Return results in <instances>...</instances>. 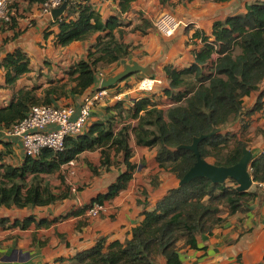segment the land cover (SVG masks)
Masks as SVG:
<instances>
[{
	"label": "trees",
	"instance_id": "obj_1",
	"mask_svg": "<svg viewBox=\"0 0 264 264\" xmlns=\"http://www.w3.org/2000/svg\"><path fill=\"white\" fill-rule=\"evenodd\" d=\"M26 1L42 4L46 0ZM133 1L119 0L120 11L106 19L88 1H70L67 13L54 20L59 25L56 37L59 44L86 40L98 31L105 33L89 46L85 58L66 70V81L51 80L41 95L38 84L22 87L7 105L0 106V131L23 119L32 105L57 104L62 96L83 94L98 81L101 68L126 57L131 44L121 41L116 33L122 34V13L131 9ZM14 19L15 15L11 22L2 24H10ZM146 23L143 18L142 24L135 28L149 26ZM152 26L155 28L154 23ZM191 38L194 42L196 39L203 42L200 48L193 49L194 61L182 68L172 63L164 66L169 86L164 87L163 92L173 104L162 107L151 95H144L126 108L121 100L114 108L120 113L125 110L128 117L138 118L137 124L126 123L117 129L114 115L98 119L89 124L84 133L67 137L62 150L45 147L37 157L26 155L20 164L1 162L0 206L34 207L69 197L70 188L56 193L48 176L61 171L63 165L77 159L81 153L96 149L101 151L102 167L108 168L114 162V154L123 157L126 168L105 192L67 216L87 212L94 202L106 203L128 187L137 169V164L131 160V134L137 144L157 148L160 166L179 179L197 160L192 149L180 146L191 144L196 136L209 134L216 127L220 130L199 144L202 157L212 158L210 161L217 165L237 163L248 144L237 133L221 129L243 115L244 96L259 89L264 79V0L248 3L246 12L216 20L211 35L196 29ZM1 66L7 86H14L32 70L30 56L21 47L9 51ZM263 96L264 89L247 114L261 108ZM245 126L244 121L243 128ZM251 174L256 186L252 190H238L239 183L232 178L230 183H220L205 176L170 188L154 209L143 212L144 217L133 227L131 237L110 243L101 237L93 246L73 255L70 264H156L159 255L166 258L167 264H183L181 242L183 246L197 247L199 234H210L224 222L225 209L229 214L245 212L259 195L263 188L260 183L264 184V150L253 157ZM35 220L30 215L11 225L26 228ZM8 222V217H0V227ZM48 223L45 219L36 221L37 226Z\"/></svg>",
	"mask_w": 264,
	"mask_h": 264
},
{
	"label": "crops",
	"instance_id": "obj_2",
	"mask_svg": "<svg viewBox=\"0 0 264 264\" xmlns=\"http://www.w3.org/2000/svg\"><path fill=\"white\" fill-rule=\"evenodd\" d=\"M19 1L23 3L25 11H19L10 24L0 23V106L7 105L22 87L38 84V94L41 95L51 80L66 81V70L74 62L85 58L89 46L96 42L100 34L105 33L98 31L86 40L61 45L56 40L59 25L54 22L56 18L53 13L43 12L39 3ZM70 1H88L104 19L120 11L119 0ZM252 1L254 0H167L163 3L161 0H134L131 9L122 13V34L120 31L116 33L121 41L131 44L130 53L101 68L98 81L83 94L62 96L57 105L73 104L79 107L84 95L98 88L103 78L112 76L110 71L118 63L122 62L125 67L127 63L136 60L151 69L150 73L143 72L141 78L154 77L160 84H157L154 92L138 91V83L133 87H120L125 82H133L135 75H132L109 87L111 95L121 94L126 108L144 95H151L159 102V106L165 107L170 99L163 92V88L169 86L164 66L168 63L180 68L189 66L194 61L193 49L203 45L200 39L192 41L194 31L200 29L211 35L216 20L246 12L247 4ZM68 5L63 14L67 13ZM164 11H172L177 18L189 21V24L181 25L172 36L159 33L152 23ZM143 18L149 26L135 28L142 24ZM18 47L23 48L30 56L32 70L14 86H7L1 61L9 51ZM118 69L113 73L121 71ZM160 85L162 91H158ZM263 89L264 79L259 89L244 96L243 115L221 129L223 132L237 133L247 142L253 157L264 150V96L261 108L252 114H247L246 111L256 104ZM117 102L119 101L113 97L97 102L92 109L89 124L113 115L117 129L126 123L137 124L138 118L128 117L125 110L120 113L119 109L114 108ZM244 121L246 126L243 128ZM130 144L133 148L131 160L137 164V169L128 187L106 202L107 212L97 216L87 212L67 216L70 211L92 202L98 194L105 192L126 168L123 157L114 154V162L108 168L102 167L101 151L98 149L81 153L77 159L63 165L61 171L48 176L56 193L70 188L69 197L34 207L0 206V217L9 218L6 226L0 227V264H70L73 255L93 246L101 237L106 238L107 243L131 237L133 227L144 217L143 212L154 209L157 201L170 188L179 185L180 179L172 171L160 166L156 157L157 148L137 144L133 134ZM25 157L20 138H5L0 135V163L10 162L16 165ZM255 188L254 183L250 189ZM30 215L36 220L28 227L11 225L15 220H23ZM224 216V222L212 233L197 236V247L183 246L184 242L180 243L183 264H264V188L251 201L247 211L229 214L225 209ZM55 218L58 219L53 220ZM41 219L48 220L49 223L37 226L36 221ZM166 261L164 256L159 255L156 264H167Z\"/></svg>",
	"mask_w": 264,
	"mask_h": 264
},
{
	"label": "built area",
	"instance_id": "obj_3",
	"mask_svg": "<svg viewBox=\"0 0 264 264\" xmlns=\"http://www.w3.org/2000/svg\"><path fill=\"white\" fill-rule=\"evenodd\" d=\"M18 0H0V23L12 21L16 15L13 3ZM64 0H46L41 4V9L45 13H51L59 7ZM156 30L166 36H172L181 25L187 22L177 18L172 12L164 11L153 20ZM159 80L150 77H142L137 85L140 92H154ZM114 98L116 101L123 100L121 94L111 95L109 88L99 86L93 91L84 95L79 107L73 104H35L32 105L27 115L0 131L2 137H18L26 155L37 157L45 147L54 150H62L65 141L69 136H76L85 132L89 125L91 112L97 102ZM173 104L168 103V106ZM264 188V184L260 183ZM106 203L94 202L87 213L97 216L102 212H107Z\"/></svg>",
	"mask_w": 264,
	"mask_h": 264
},
{
	"label": "water",
	"instance_id": "obj_4",
	"mask_svg": "<svg viewBox=\"0 0 264 264\" xmlns=\"http://www.w3.org/2000/svg\"><path fill=\"white\" fill-rule=\"evenodd\" d=\"M70 0H64V2L59 6L52 10L53 16L58 18L60 15L63 14L65 9L67 8L68 3ZM144 72L150 73L151 69L149 66H144L140 64L138 61L134 60L132 63H127L123 70L119 71L118 73L103 78L101 81L102 88H108L112 85L116 84L119 80H122L129 75L136 73V72ZM220 130V127H216L211 133L209 134H201L200 136H196L193 142L189 145H181L180 147H186L192 149L196 155L197 160L194 165L186 172L182 179L179 181V185L185 184L197 177H208L214 182H226L227 179H235L239 184L237 186L238 190L246 191L249 190L252 185L254 184V179L251 174V161L253 159V152L248 147L243 148V156L240 160L230 166L224 165H217L210 160L202 157L199 144L201 140L208 137L213 132Z\"/></svg>",
	"mask_w": 264,
	"mask_h": 264
},
{
	"label": "rangeland",
	"instance_id": "obj_5",
	"mask_svg": "<svg viewBox=\"0 0 264 264\" xmlns=\"http://www.w3.org/2000/svg\"><path fill=\"white\" fill-rule=\"evenodd\" d=\"M12 7H15L14 9H15V11H16V14L19 12V11H25V8L23 7V3L22 2H20L19 0L18 1H15L14 3H13V5H12ZM172 12V11H171ZM189 24V21L187 22V24L186 25H188ZM185 24H184V26H186ZM183 27V26H182ZM155 29V28H154ZM179 29V28H178ZM156 30V29H155ZM177 32V31H176ZM129 63H131V62H129ZM123 63L122 62H120V63H118V65H116L115 67H114V69L112 70V71H110V73L112 74V75H114L115 73H113L114 72V70H117V68H119L118 70H123L124 69V65H122ZM132 75H135L134 76V78H133V82H130V83H124L123 85L121 84L120 85V87H124V86H136L137 85V83H138V81H139V79L141 78V76L140 75H143V72H137V73H134V74H132ZM131 75V76H132ZM122 81H124V80H122ZM122 81H120V82H122ZM117 83H119V81L117 82ZM160 84V83H159ZM158 91H162V86L160 85L159 87H158ZM153 92V91H152ZM209 160H212V158H209ZM230 180V178L229 179H227V181L226 182H228ZM229 183H230V181H229ZM253 186V185H252Z\"/></svg>",
	"mask_w": 264,
	"mask_h": 264
}]
</instances>
